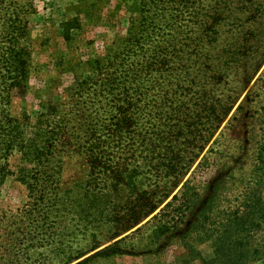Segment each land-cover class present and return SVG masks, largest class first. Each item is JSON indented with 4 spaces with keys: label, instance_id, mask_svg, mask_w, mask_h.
Masks as SVG:
<instances>
[{
    "label": "rangeland",
    "instance_id": "1",
    "mask_svg": "<svg viewBox=\"0 0 264 264\" xmlns=\"http://www.w3.org/2000/svg\"><path fill=\"white\" fill-rule=\"evenodd\" d=\"M158 11L142 0H0V264H44L43 254L52 256L37 245V237L25 239V244H30L27 255L21 256L16 246V228L31 230L36 223L33 210L42 207L37 192L24 213L16 210L28 200L27 184L34 182L40 170L54 174L51 180L58 178L64 202L78 204L80 214L87 209V198L103 210L108 208L110 178L99 181L96 188L91 186L83 198V179L92 151L88 142L103 122L99 83L122 68L118 64L125 51L135 48L142 30L157 24ZM192 11L187 18L192 16L197 23L207 20L202 27L206 30L213 15L225 16L219 40L224 39L225 45L235 40L248 43L246 50L253 57L248 65L238 68V76L232 81L228 78L226 90L215 94L230 108L180 183L190 178L202 202L176 228L158 242H151L149 232L156 222L151 216L170 200L178 185L148 216L126 230L105 232L99 237V247L69 264L82 262L120 238H124L121 247L125 252L120 250L108 258L96 256L91 264H201L187 257L182 232L215 188L223 208L234 202L250 179L249 152L255 130L264 127V115L259 116L264 106V0H212ZM188 26L195 31L193 23ZM233 45V52L246 51ZM34 145L46 146L40 159L34 156ZM96 148L93 150L98 151ZM119 193L124 203L135 200L129 190ZM30 207L33 210L26 214ZM106 212L110 214L109 209ZM124 214L123 210L114 216L117 224ZM9 229L16 234H8ZM111 232L118 234L109 238ZM184 239L204 258L210 257L209 241L197 242L194 232H188ZM48 260L57 262L56 258ZM250 264H264V259Z\"/></svg>",
    "mask_w": 264,
    "mask_h": 264
},
{
    "label": "trees",
    "instance_id": "2",
    "mask_svg": "<svg viewBox=\"0 0 264 264\" xmlns=\"http://www.w3.org/2000/svg\"><path fill=\"white\" fill-rule=\"evenodd\" d=\"M142 1L158 7L157 24L142 30L135 48L127 49L121 58L118 65L122 68L113 77L110 72L109 77L106 75L100 81L103 122L97 130L99 133L95 131L88 142L92 151L88 154L90 164L83 179L86 190L83 198L91 186L96 188L99 181L110 178L112 193L107 208L110 214L104 209L105 215L102 206L89 198L87 209L80 214L82 209L78 204L64 202L58 178L51 180L54 174L40 170L34 182L27 184L28 200L16 208L23 212L24 207L33 204V194L39 192L42 207L25 211L28 214L33 210L36 223L29 231L20 226L16 228V246L21 256L27 255L26 246L30 245L25 244V239L33 241L37 237V245L52 254L41 253L44 264H52L48 260L51 258L57 259L55 264H69L99 247L102 244L99 237L105 232L126 230L148 216L179 185L162 209L151 216L156 222L149 235L155 243L202 202L190 178L180 183L230 108L215 94L226 90L228 78L232 81L238 76V68L248 65L253 57L248 52V43L235 40L226 41L230 44L225 45L224 39L219 40L224 33L219 29L225 25V16L213 15L207 30L202 28L207 20L197 23L192 16L187 18L193 9L212 0ZM191 23L195 31L188 28ZM233 43L240 50H248L233 52L230 47ZM260 115H264L263 105ZM254 136L249 152L250 179L244 190L232 204L220 208L221 196L215 188L189 228L182 232L188 258L197 259L201 264H250L264 259V127L255 130ZM14 139L8 141L11 143ZM34 147V156L40 159L46 146ZM105 173L108 174L105 176ZM124 190H129L135 202L120 200L123 195L119 192ZM123 210L122 222L117 224L114 216ZM188 232H194L199 243L210 242L209 258H204L184 239ZM10 233L16 234L12 229L8 230ZM117 234L111 232L109 238ZM123 241L120 238L76 264H91L96 256L108 258L120 250L125 252L121 247Z\"/></svg>",
    "mask_w": 264,
    "mask_h": 264
}]
</instances>
